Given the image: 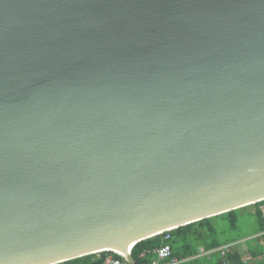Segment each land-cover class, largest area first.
Segmentation results:
<instances>
[{
	"label": "water",
	"instance_id": "obj_1",
	"mask_svg": "<svg viewBox=\"0 0 264 264\" xmlns=\"http://www.w3.org/2000/svg\"><path fill=\"white\" fill-rule=\"evenodd\" d=\"M261 200L264 0H0V264Z\"/></svg>",
	"mask_w": 264,
	"mask_h": 264
},
{
	"label": "trees",
	"instance_id": "obj_2",
	"mask_svg": "<svg viewBox=\"0 0 264 264\" xmlns=\"http://www.w3.org/2000/svg\"><path fill=\"white\" fill-rule=\"evenodd\" d=\"M254 208L257 217V232L264 231V200L238 209L204 218L169 231L170 238L165 240L164 234L155 235L136 243L131 251L135 264H151L156 258V249L162 244H169L172 254L180 259H187L185 264H246L236 248H231L225 255L215 250L209 255H200L203 251L218 249L219 247L235 243L244 237L234 234L238 229V212L246 208ZM221 220L228 221L223 226ZM249 239L248 242H253ZM251 245V244H250ZM107 256L122 258L113 251L84 255L56 264H104Z\"/></svg>",
	"mask_w": 264,
	"mask_h": 264
},
{
	"label": "built area",
	"instance_id": "obj_3",
	"mask_svg": "<svg viewBox=\"0 0 264 264\" xmlns=\"http://www.w3.org/2000/svg\"><path fill=\"white\" fill-rule=\"evenodd\" d=\"M170 230L163 232L164 239L167 240L170 238L169 234ZM235 243L225 244L218 249L209 250L205 252H201L200 255H209L210 253L214 252L215 250L221 251L222 255H225L227 251L231 248H235ZM121 255V254H120ZM157 258L151 264H185L187 259H180L172 254V250L169 244H162L159 248L156 249ZM122 258H116L113 256H107L105 258L104 264H131L128 259L121 255Z\"/></svg>",
	"mask_w": 264,
	"mask_h": 264
},
{
	"label": "crops",
	"instance_id": "obj_4",
	"mask_svg": "<svg viewBox=\"0 0 264 264\" xmlns=\"http://www.w3.org/2000/svg\"><path fill=\"white\" fill-rule=\"evenodd\" d=\"M246 239L237 241L235 246L242 260L246 264H264V231L258 232L251 243Z\"/></svg>",
	"mask_w": 264,
	"mask_h": 264
},
{
	"label": "rangeland",
	"instance_id": "obj_5",
	"mask_svg": "<svg viewBox=\"0 0 264 264\" xmlns=\"http://www.w3.org/2000/svg\"><path fill=\"white\" fill-rule=\"evenodd\" d=\"M252 211H254L253 207L242 209L238 212V216H239L238 229L234 232V234L238 233V235L244 238L255 239L258 228V220ZM220 223L223 226L228 225V221L226 220H221Z\"/></svg>",
	"mask_w": 264,
	"mask_h": 264
},
{
	"label": "bare ground",
	"instance_id": "obj_6",
	"mask_svg": "<svg viewBox=\"0 0 264 264\" xmlns=\"http://www.w3.org/2000/svg\"><path fill=\"white\" fill-rule=\"evenodd\" d=\"M120 253H122V252H120Z\"/></svg>",
	"mask_w": 264,
	"mask_h": 264
}]
</instances>
